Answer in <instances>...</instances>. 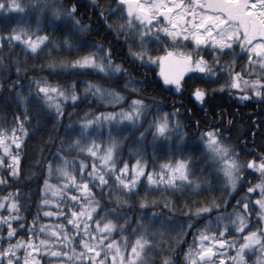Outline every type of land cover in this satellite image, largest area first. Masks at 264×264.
Segmentation results:
<instances>
[{
	"label": "snow or ice",
	"instance_id": "snow-or-ice-1",
	"mask_svg": "<svg viewBox=\"0 0 264 264\" xmlns=\"http://www.w3.org/2000/svg\"><path fill=\"white\" fill-rule=\"evenodd\" d=\"M78 3L79 0L69 5L57 4L56 0H0V53L5 48H19L28 56L39 55L49 45L58 48L60 45L46 28L58 26L61 18L71 22L75 30L73 35L91 33V25L76 17ZM93 10L109 30L123 33L126 38L131 36L138 42L139 51L129 48L132 57L142 63L158 61L164 85L174 88L177 94H183L184 83L189 77L194 78L193 83L216 84L220 78L217 73L220 76L227 73L230 82L220 84L221 89L228 87L232 90L243 86L241 98L251 94L264 100V0H115V6L107 12L96 4H93ZM10 13L20 14L15 22L9 19ZM117 13L123 23L115 26L108 24V17ZM32 14L35 16V26L24 18ZM43 17L47 18L45 30L41 28ZM257 37L261 39L257 41ZM146 41L158 44L165 41L164 54L158 57L149 55ZM62 43L66 47L73 45L67 35ZM183 43H191L197 52L210 48L212 59H205L204 55H196L183 47H168V44ZM236 44L240 47L239 55L247 54V68L250 71H237L232 61L222 62L223 56L233 52ZM91 46L98 51L72 60L73 69L98 70V74L115 79L127 73V69L113 61L110 48L95 42ZM2 60L3 57H0V67L3 66ZM12 63L19 65L16 59ZM58 64L65 66L64 61H53L48 66L55 69ZM185 73L189 76L186 77ZM16 74L20 75L19 66ZM138 83L129 78L125 88ZM34 84L37 106L55 108L57 120L63 111L60 100L78 102L80 99L77 84L83 85L80 92L91 94L97 100L114 104L125 99L121 91L93 81L61 85L50 83L47 79H35ZM18 87L19 81L8 84L9 90ZM214 91L197 84L190 94L196 101L203 102ZM17 96L23 103L24 97L19 92ZM153 106L156 114L148 118L147 113L153 111ZM161 107L160 103L149 104L133 96L127 102V110L116 108L113 112H96L91 119L86 114L78 127L65 126L70 137L66 148L69 152L76 151L77 157L70 161L59 152L54 154L58 163L53 169L49 161L46 171L55 172L59 183H50L46 175L40 188L43 198L38 201L39 206L45 209V217H57L65 223L50 224L45 221L36 232L34 223L28 222L24 239L17 235L18 230L24 228L20 224L23 219L20 200L24 197L19 189L13 190L9 181L19 179L21 157L14 154L11 146L15 145V152L19 153L21 141L28 134L25 125L29 118L25 115L21 120L17 116L10 129L0 128V154L7 159L5 165V160L0 158V166L7 174L0 178V185L9 189L4 196H0V209L7 212V215H0V245H3L0 247V264H45V261L49 264H175L169 256L161 255L159 249L171 253V248L158 239L172 230L167 225H173L175 217L158 211V208L173 207L165 193L175 194L179 191L183 195L185 191H191L198 195L203 191L201 185L207 181L203 174L197 175V168L200 167L202 172V167H208L209 161L215 167L210 168L207 176L223 178L228 186L225 191L235 188L246 171L254 169L259 172L261 180L248 187L246 192L256 196L254 190L260 189L259 196L253 201L256 223L260 226L252 227L248 198H243V204L237 200L227 213L220 212V205L212 200L201 202L198 207L185 205L186 216L202 220L207 215L211 219L193 231V239L183 252L181 264H225L226 260L227 264H249L252 253L257 254L253 264H264V152H254V158L240 160L238 150L226 143L227 132L231 130V122L228 121L229 127L225 128L223 134L220 128L200 130L201 159L206 158L204 165L200 166L185 151L186 145L182 143L185 136L176 119L181 114L179 109L174 107L170 113L161 114ZM144 120H147V124ZM189 121L199 128V121L193 123L191 117ZM220 123L224 124L225 121L221 120ZM141 128L144 130L141 131ZM124 129L139 133L129 143V158L120 155L124 141L118 134ZM9 131L11 136L8 135ZM149 131L152 141H159L150 146L154 150L162 149L165 156L159 164L155 156L151 158L152 164H149L148 154L142 145ZM113 132L117 135H113ZM173 136L176 137L175 143ZM60 143H64L63 139ZM84 153L88 154L86 159L91 158L90 165L85 160L77 163L79 155ZM141 189H144L143 195L140 194ZM97 193L101 198H97ZM156 193L159 198L153 195ZM61 197L63 202L57 203ZM129 198L144 210L134 217L135 223L128 213V209L133 207ZM110 202L115 206H106ZM53 204L56 211L50 210ZM148 207L152 209L150 213ZM14 212L16 215H13ZM65 212L68 213L66 217ZM213 213H216L214 217ZM13 222L17 228L13 227ZM157 222L159 228L154 227ZM188 230H191L190 221L187 228L180 225L181 232ZM171 243L174 246L175 242ZM150 254L160 258L150 261Z\"/></svg>",
	"mask_w": 264,
	"mask_h": 264
},
{
	"label": "trees",
	"instance_id": "trees-1",
	"mask_svg": "<svg viewBox=\"0 0 264 264\" xmlns=\"http://www.w3.org/2000/svg\"><path fill=\"white\" fill-rule=\"evenodd\" d=\"M77 2V0H56L57 4L69 5ZM93 4L103 7L107 12L110 7L115 6V0H79L77 4L76 17L83 23L90 24L92 27L91 33H76L72 34L75 30L72 28L70 21H65L61 18L58 21V26L46 28L49 35L56 40V43L60 46L53 47L49 45L39 55L25 56L19 48H5L3 53H0V57H3L2 67H0V128L10 129L13 126L14 118L19 116L21 120L25 115L28 116L29 122L25 125L28 130L27 136L21 141V150L19 153L15 152V145H12L14 154H18L21 157L19 162V179H13L9 181L13 190L19 189L22 195L20 200L21 209L20 215L23 217L20 220V224L24 225L23 230H18L17 235L24 239L27 233L28 222L34 223L36 232L39 231V225L47 221L50 224H64L65 221L60 220L57 217L48 218L43 215L45 211L38 204V201L43 198L40 194V188L43 185L45 176H48L50 183L57 185L59 182L57 177L51 178L49 172L46 171L48 162L51 161V167L57 165L58 160L54 154L59 152L61 155L69 159L70 161L76 157V153L69 152L66 148V144L69 142V135L66 133L65 126L67 125H79V121L84 119L86 114L87 118L91 119L92 114L96 112H113L116 108H124L127 110V102L132 99L133 96L144 99L149 104L160 103L162 107L159 110L164 112H171L173 108H177L180 111V115L176 117L179 122L185 139L182 143L186 145L185 151L191 154L198 162L200 166H203L205 159H201L202 156V142L199 140L200 130L207 128H220L223 134L228 121L230 124V131L227 132L228 139L226 143L231 144L239 152L240 160L244 161L250 158H254L253 153L264 152V100L261 97H255L249 95L247 98H241L243 96V86L239 89L229 90L228 87L221 89L220 84H227L228 75L225 73L220 76L216 84H203L199 81L193 83L194 78L189 77L188 81L184 83L183 94H177L175 89L169 85H164L163 78L160 75V68L156 64L148 62L142 63L140 60L132 57L129 53V48L132 51H139L140 47L137 41L129 37H125L123 33H117L114 30H109L103 21L99 18L96 11L93 10ZM85 5L87 7H85ZM19 13H10L9 19L15 22ZM25 19L33 22L35 16L25 15ZM43 23L41 25L42 30H45L47 25V18L43 17ZM123 23L119 18V13L116 16L108 17V24L113 26ZM68 36L73 41L71 47L63 45L62 41L65 36ZM261 38L257 37L259 41ZM102 44L107 48H110L113 53V61L120 63L124 69H127L125 75L120 76L119 79L106 78L105 76L98 74L97 70L87 69H73L71 61L77 57H81L86 53L98 51L91 45L92 43ZM165 41L158 43H151L148 46V54L151 56H160L164 54ZM169 48L183 47L185 50L193 51L196 55H204L205 59L211 60L210 48L197 52L191 43H183L182 45L168 44ZM51 49L50 53L49 50ZM239 44L235 45L233 52L224 55L222 62L232 61L237 71H250L247 68V54L239 55ZM103 55V53H101ZM254 58V55H253ZM19 61V65L12 63V60ZM64 61L65 66H57L53 69L48 65L53 62ZM19 66L20 75L16 74V68ZM186 77L188 73L184 74ZM134 79L140 83L136 85H127L125 88V82L129 79ZM35 79H47L50 83H56L61 85L71 84L74 81H93L99 82L106 87L114 88L117 91L124 93L125 99L116 105H107L97 100L91 94H85L80 92L83 87L82 84H77L76 90L79 93L80 99L78 102L72 100H60L62 108V115L59 120L56 119L55 108L49 109L47 106H37L36 94H35ZM13 81H19V87L9 90L8 84ZM199 84L200 87L208 89H214V94L207 97L205 101H196L191 96L192 89ZM31 85V86H30ZM135 89V90H133ZM19 92L20 96L24 97V102L21 103L17 96ZM175 102V103H174ZM147 113L148 118H152V114L155 111ZM219 113H223L220 116ZM189 117L192 122L199 121V128L193 126L190 123ZM224 120L225 123L221 124L220 121ZM147 124V120H144ZM141 131L144 129L141 128ZM103 131V129H101ZM8 134H11L9 131ZM113 135H117L113 132ZM119 138L124 141L123 151L120 153L124 158H129L128 147L129 143L133 141L134 136H138L139 133L131 132L128 129L120 132ZM63 139L64 143H60ZM176 137L173 139L175 143ZM246 141V143H244ZM159 143L152 141V133L147 132L146 137L142 140V145L149 157V164H152V157H156V163L163 159L165 156L163 150L160 148L153 149L150 144ZM164 147H167L165 143ZM88 154H80L79 160H85L87 164H91V158H87ZM0 158L5 160L6 157L0 154ZM258 158V157H255ZM215 166L209 161L208 167L197 168V175H204L207 183L201 185L204 189L200 191L198 195L192 194L191 191H185L183 195L178 191L175 194L165 193L168 199L172 201V208L165 209L162 206L158 208V211L164 212L168 216H174L175 221L173 225H167L169 232H165L162 237H158L163 243L167 244L171 248V253L159 249L161 255L169 256L175 264H181L183 252L188 244L193 239V231L198 230L204 225L206 221L211 218L204 216L201 220L199 217L186 216L183 206L198 207L201 202H207L209 200L215 201L220 205L219 211L227 213L232 210L233 204L240 200V203H244L243 198H248V215L252 218V227H259L256 223V209L253 208V201L260 194V189L256 188L254 191L256 196L246 192V189L253 184H257L260 180L259 172L248 170L245 172L242 181H238L237 186L232 191H225L227 186L223 178L216 179L215 175L208 177L207 173L210 168ZM71 170V169H70ZM7 174L4 171L3 166H0V178L5 177ZM222 177V174H221ZM9 191L8 187L0 185V196H4ZM95 191V190H94ZM144 189H141V195H143ZM156 198H159V194H153ZM97 198H101L97 193ZM151 198V196H150ZM133 207L128 209L129 216L133 217V223H135L134 217L144 211L138 207L136 201L129 198ZM63 197L57 200V203H62ZM227 202V203H226ZM163 202L161 201V204ZM106 206L114 207V203H107ZM52 211H56L55 204L51 206ZM124 211V209H120ZM150 213L151 207L147 208ZM216 213H213V217ZM0 215H7L5 209H0ZM13 215H16L14 212ZM68 215L65 212V217ZM189 221L191 222V230L186 232L180 231V225L185 228L188 227ZM159 222L154 227L159 228ZM13 227L17 228V224L13 222ZM131 226H129V231ZM71 231V229H69ZM36 232L33 234L35 235ZM179 234V236H178ZM198 234V232H197ZM179 237H184L181 239ZM43 238V237H42ZM116 238V237H113ZM174 241V246L171 243ZM3 245H0L2 247ZM160 257L155 254H150L148 259L150 261H156ZM227 263V260L225 264ZM45 264H49L45 261Z\"/></svg>",
	"mask_w": 264,
	"mask_h": 264
},
{
	"label": "rangeland",
	"instance_id": "rangeland-1",
	"mask_svg": "<svg viewBox=\"0 0 264 264\" xmlns=\"http://www.w3.org/2000/svg\"><path fill=\"white\" fill-rule=\"evenodd\" d=\"M185 2H187V0H185ZM151 43H155V42H153V41H146L145 42V45H146V49H148V46L151 44ZM147 52H148V50H147ZM150 55V54H149ZM253 55H254V58L253 59H255V53H253ZM154 64H156L157 65V67H159V62L157 61L156 63H154ZM160 68V67H159ZM98 71V70H97ZM99 101H101L102 103H104V104H107V105H116V104H118V103H120L121 101H119V102H114V104L113 103H107V102H105V101H103V100H99ZM159 112L162 114L163 113V111L162 110H159ZM156 114V110L153 112V114H152V116H154ZM9 136H11V134H8ZM175 138V136H173V139ZM98 142H99V140H98ZM71 152H73V153H76L77 154V152L76 151H71ZM76 157H77V155H76ZM56 166H54L53 167V169L55 168ZM50 175H51V178H53V177H56V174H55V172H51L50 173ZM225 185L227 186V184L225 183ZM228 187V186H227ZM235 188H233V189H231L230 191H232V190H234ZM214 224H215V222L213 221V226H214ZM199 234V233H198ZM229 235H233V233H230ZM229 254H231V252L229 253ZM256 253H252L251 254V259L249 260V264H253V261L256 259ZM246 259H248V257H246ZM227 264V263H226Z\"/></svg>",
	"mask_w": 264,
	"mask_h": 264
}]
</instances>
